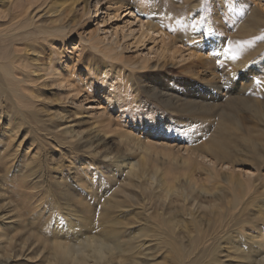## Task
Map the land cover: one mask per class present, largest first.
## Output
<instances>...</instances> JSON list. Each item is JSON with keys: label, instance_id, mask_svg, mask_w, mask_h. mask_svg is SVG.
<instances>
[{"label": "bare ground", "instance_id": "1", "mask_svg": "<svg viewBox=\"0 0 264 264\" xmlns=\"http://www.w3.org/2000/svg\"><path fill=\"white\" fill-rule=\"evenodd\" d=\"M10 1L11 9L9 12L7 14L0 12V15H3L1 18L10 26V28L7 27L9 28L7 32L0 33V68L4 75L10 78L9 85L12 89L10 92H13L11 99L16 102L13 105L17 107L19 112L22 105H26L30 108L29 110L33 111L38 106L53 112L54 117L50 115L52 117L50 122L55 125L49 126V133L53 135L54 141L48 142L47 147L52 151L56 149L63 158L62 162L66 164L60 166L61 176L58 177L60 181L57 183L59 189L66 196L67 194L71 195L72 188H81L89 192L96 182L104 188L108 184L118 183L120 178L126 177L125 179L130 182L133 180L131 178H134L137 185L151 191L166 185V201L170 196L183 199V189L177 188L175 179L171 178V172L175 166L180 167L185 173L188 172L186 173L187 182L195 188L199 186L194 176L197 171L205 172L213 180L224 175L228 182H233L235 178L234 169L237 165V149L232 147L230 149L228 147L230 143L225 144L221 139H214L215 143L209 144L204 149L179 146L180 142L185 140L181 132L191 127L194 121L192 124H188L189 119H193L196 115L197 117L204 116V118H220L222 129L235 138L250 141L247 138L264 134V103L257 94L258 89L256 87L258 82H256L258 79L256 77L260 76L259 71L249 63L251 55H243L244 57L241 58L237 53L238 51L248 54L249 51L253 50H250L253 46H257L256 44L262 40L264 41V13L262 15L259 8L264 0H215L217 10H227L231 15L249 14L250 25L248 27L244 25L243 29L246 35L241 42L238 41L239 43L235 38L229 39V42L225 40L222 29L223 23L220 22L216 27L212 21L208 22L205 28H202L198 33L193 32L187 36L182 33L176 22L171 24L160 23V20L155 19L153 12L146 7L144 0H137L140 5L135 9L137 11L144 10V12L138 13L139 16L143 17L142 22L145 29L142 34L143 40H137V43L144 46L148 42L156 43L160 38L161 49L158 53L156 51V60L152 61L149 53L137 62L131 63L124 57L129 51V45L123 44L124 40L113 33L100 37L101 30L98 28V34L89 38L80 37V40L87 44V46H83V52L90 50L103 57L104 64L101 67H99V63L94 62V55L89 56L91 59L88 61L82 57L83 53L78 54V56L75 53H67L66 44L71 35L77 34V28L81 26V21L76 20L79 17V12L83 17H88V20L92 19V16L95 18L99 13L98 8L107 0ZM129 1L108 0L110 6L107 9L119 14L121 10L128 7ZM54 6H56L55 10H53ZM240 43L241 45H239ZM229 45H237V48L235 46L237 50L231 51ZM75 50L73 47V51ZM219 61L224 62L230 69L224 78L222 77L223 71L214 69ZM176 66H178L181 75L178 80L174 81L171 72ZM12 69L20 75L17 73L19 76L11 77L10 70ZM136 71H145L149 74V85L141 87L128 83L132 82L130 81V74L132 75ZM220 73L221 76H218ZM249 73L252 74L253 80L247 86L242 81L245 74ZM139 77L141 80L143 79V76ZM42 90H47L51 96L45 97ZM142 93L150 97V101L153 103L148 104L143 100ZM91 98L99 99V105L104 102V106L101 109L99 107L100 110L88 111L83 103ZM157 99L166 104L167 111H161L154 107L153 104L157 102ZM68 105L74 106L71 107L73 112L61 110ZM4 107L6 108L5 105ZM54 110H56L55 113ZM45 116L47 117V115ZM3 118V108L0 107V137L7 134L3 132L4 127H6V125L3 126ZM83 118L91 122L90 129L81 128L82 121L79 120ZM246 119L251 123L247 122ZM20 121L18 129L9 132L10 144L15 149L10 157L17 159L19 155H23V157L29 158V164H33L39 157L38 151H35L34 148L30 150L33 146L27 151L21 149L25 142V136L30 132L25 134V131H21L24 126L22 123L25 122H22V119ZM119 123H122L123 126L119 127ZM30 125L28 124V126ZM129 128L132 129L127 130ZM147 134L152 140L147 137ZM113 136L119 140L118 144L121 147L124 146L125 151L121 155L113 154L106 148L109 139ZM144 137H147L148 140H143ZM156 150L161 152L156 153ZM136 153L141 157V163L133 162ZM263 166L264 162L259 168ZM0 170L2 171V168ZM48 170L46 167V171ZM236 178L240 184H235L236 188L237 186L245 187L239 176ZM20 191L23 194L22 190ZM13 192L11 193L14 194L15 192ZM207 194L210 193L205 191V195ZM24 197L22 195V198ZM11 199L10 203L12 202ZM183 200L188 202L187 198ZM17 201H19V197ZM70 207L72 206L70 205L68 208ZM15 210L5 211L2 229L0 227V238H5V244L8 240L10 247L13 240L7 238L6 234L20 221V216ZM74 212L77 211L72 209V213ZM211 215L222 217L221 214L215 212H212ZM20 219L24 218L20 217ZM221 224L222 221L219 222V225ZM215 228L220 229V226L217 225ZM207 233L208 231L203 228L198 229L196 238L192 240L196 250L206 251L208 249L206 245L209 241L206 240ZM98 243L99 249L93 244L90 248L97 247L99 250V264L100 259L105 260L104 257L111 255L112 248L109 245L111 243L109 240H102ZM261 243H259L260 246H263L264 244ZM209 246L211 247V245ZM116 248H119L121 255H123L125 249L119 245ZM69 250L74 249L72 247ZM10 260L12 257L0 262V264H8ZM262 264H264V257Z\"/></svg>", "mask_w": 264, "mask_h": 264}, {"label": "rangeland", "instance_id": "2", "mask_svg": "<svg viewBox=\"0 0 264 264\" xmlns=\"http://www.w3.org/2000/svg\"><path fill=\"white\" fill-rule=\"evenodd\" d=\"M144 3L153 12L155 19L160 20V23L167 22L171 24L176 22L182 33L187 36L193 32L198 33L202 28H205L208 22L212 21L214 27L219 22L223 23L222 29L224 30L223 37L225 40L229 42V39L235 38L237 42H241L246 35L243 29L244 25L245 27L250 25L248 13L231 15L227 10H217L215 0H144ZM128 4L127 8L116 14L113 10L107 9L110 6L108 0L104 1L98 8V16L95 18L92 16L93 18L89 20L88 17H83L79 12V17L76 20L81 21V26L77 28V34L71 35L66 44L67 53H75L76 56L83 53L82 57L88 59V61L91 59L89 56L94 55L95 61H93L96 64L99 63L98 65L101 67L104 64V61H102L103 57L94 51L84 50L83 52V46H87V44L80 40V37L89 38L95 36L99 33V28L101 30L99 33L100 37L113 33L125 41H123V44L129 45V51L124 57L131 63L137 62L149 53V57L152 58V61H155L156 51L158 53L161 49V39L159 38L156 43L148 42L144 46L138 45L137 40H143L142 34L145 31L142 22L143 17L139 16L138 12H144V10L137 11L135 9L140 5L137 0H130ZM55 8L56 6L53 7V10ZM259 8L263 15L264 1ZM10 9V0H0V12L7 14ZM2 16L0 15V18ZM5 22L4 19H0V33L3 31L7 32L10 28L8 22ZM237 45H229L231 51L235 52ZM256 45L250 49L253 50L249 51L248 54L238 51L237 53L241 58L244 57L243 55H251L249 63L252 67H256L260 75L258 77L254 76L256 79L258 78L256 80V82L258 81L256 86L258 89L257 94L263 101L262 103H264V41L262 40ZM73 47L76 49L75 51H73ZM214 69L223 71V78L226 77V73L230 70L222 61L217 62ZM12 70H10L11 77L20 75L14 69ZM137 74L143 76V79L141 80ZM171 75L172 80L176 81L179 79L181 74L178 66L172 70ZM130 76V81L132 82H128L129 84H136L141 87L149 85V74L145 71H136ZM218 76H221V73ZM9 80L10 78L4 75L1 70L0 107L3 108L4 113L3 126L6 125L7 127H4L3 132L7 134L0 137V167L2 168V171L0 170V227L2 229V221L5 219V211L8 209V211L16 209L17 214L24 219L21 220L19 217L20 221L17 225L6 234L7 238L13 240L11 247L8 240L7 244H5V238H0V247H2L0 249V262L12 257L8 264H98L100 258L98 256L99 250H97V247H90L93 244L98 246L99 249V241L109 240L112 253L109 256L105 255V260L100 259L99 264H262L264 245L260 246L259 243L263 241L261 244H264V166L262 168L259 167L264 162V134L247 138L250 140L248 141L243 138L230 136L220 126V118H204V116L197 117L195 115L194 120L192 118L189 119L188 124H192L193 121L194 123L190 128L185 129L186 131L181 132L185 140L181 141L179 146L204 149L209 144L215 143L214 139H221L225 144L230 143L228 147L237 149L238 153L236 156L237 165H235L234 169V183L228 182L224 175H221L217 180H213L205 172L197 171L194 176L199 186L195 188L187 182L186 173L188 172L186 171L185 173L180 167L175 166L173 172H171V178L175 179L177 188L183 189V197L187 198L188 202L184 201V198L177 199L175 196H170L168 201H166V185L151 191L137 185V181L134 178H131L133 180L130 182L125 179L126 177L120 178L121 180H118L119 184L115 182L114 184L112 183L113 185L108 184L104 188L96 182V186L94 185L89 192L81 188H72L70 191L71 195L67 194L66 196L57 185L58 181H60L58 177L61 176L60 166L66 164L62 162L63 158H61V154L56 149L52 151L47 147L48 142L54 141L53 135L49 133L50 127L55 125L50 122V119L54 117L53 112L46 111L43 107L38 106L33 111L29 110L30 108L26 105H22L20 114L17 107L13 105L16 102L11 99L13 92H10L12 89L9 85ZM127 80L129 81V79ZM252 80V74L249 73L245 74L242 82L249 86ZM20 91L22 92V89ZM7 93H9V99L6 96ZM42 93L47 98L51 96L47 90H42ZM141 97L148 104L153 103L150 101V97L145 94L142 93ZM98 101L99 99L97 98H91L85 101L83 106L88 111L93 112L98 110L99 107L101 109L104 106L103 104H105L102 102L99 105ZM153 105L158 110L167 111L166 104L161 100L157 99V102ZM71 107L73 108L74 106L68 105L61 110L71 112ZM55 112L56 110H54ZM20 119L25 122L22 123L24 126L21 131H25V134L30 132L25 136V142L21 149L27 151L28 148L33 146L30 150L34 148L35 151H38L39 157L33 164H29V158L23 157V155H19L17 159L10 157L15 149L10 144L9 132L18 129L21 122ZM87 120L86 118L79 120L82 121L81 128L84 130L91 128V122ZM38 121L40 122L38 123ZM196 121L199 122L197 123ZM247 122L251 123L249 120ZM8 124L9 126H7ZM121 125L123 126L122 123H119V127ZM147 137L152 140L148 134ZM147 137H144L143 140H148ZM164 142L169 143L170 141ZM118 143L119 140L113 136L109 139L106 148L113 154L121 155L125 149L124 146L121 147ZM160 152L157 151L156 153ZM133 162H142L138 153L134 154ZM7 165L8 168H6ZM45 166L49 169L48 171H46ZM237 176H239L240 181L242 180L241 182H243L245 187L237 186L236 188V185H240L237 181ZM20 190H22L23 194ZM12 191L16 192L12 194ZM205 191L210 194L205 195ZM22 195L25 197L22 198ZM30 195L33 197H29ZM18 197L19 201H17ZM213 204L215 205L213 206ZM70 205L72 207L68 208ZM72 209L77 212L72 213ZM107 211L108 214H106ZM212 212L219 213L222 217L211 215ZM21 214H24V216H21ZM221 221L222 224L219 225ZM217 225L220 226V229L215 228ZM69 228H72V230H69ZM201 228L208 231L206 240L209 241L206 243L208 246L206 251L202 249L196 250L192 241L196 238L198 229ZM89 242L91 246H89ZM112 243L115 244L113 245ZM85 245H88L87 248ZM117 245L125 249L123 255H121L119 248H116ZM70 247L74 249L71 250L72 252L69 250L71 249ZM83 257H85L84 260ZM96 258L98 259L96 260ZM85 260L86 262H84Z\"/></svg>", "mask_w": 264, "mask_h": 264}]
</instances>
